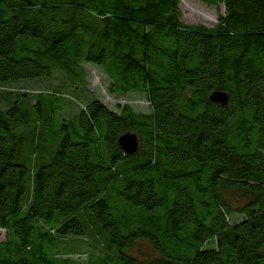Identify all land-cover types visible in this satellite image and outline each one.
I'll return each mask as SVG.
<instances>
[{"label":"trees","instance_id":"obj_1","mask_svg":"<svg viewBox=\"0 0 264 264\" xmlns=\"http://www.w3.org/2000/svg\"><path fill=\"white\" fill-rule=\"evenodd\" d=\"M201 1L0 0V264H264V0ZM84 62L148 110L4 89Z\"/></svg>","mask_w":264,"mask_h":264},{"label":"rangeland","instance_id":"obj_2","mask_svg":"<svg viewBox=\"0 0 264 264\" xmlns=\"http://www.w3.org/2000/svg\"><path fill=\"white\" fill-rule=\"evenodd\" d=\"M179 8L181 20L184 23L203 24L207 27L213 26L217 17L223 14L225 10L222 2L211 5L201 0H179ZM82 68L84 69L85 83L81 86H78L75 82H71L64 73L53 71L47 78L16 80L8 83L5 88L3 86V88L10 92L12 90H21L32 93L44 90L50 91L57 86H66L67 89L62 91V94L66 99L65 105L68 109L71 108L69 105H73V110H77L85 105L86 100L96 98L110 109H115L117 103H127L135 111L146 112L148 110L147 100L140 92L126 91L114 93L109 91L108 79L100 66L92 62H84ZM0 100L5 101L1 98ZM4 237L5 230L0 227V240L4 239ZM139 249L146 256L149 253V256L154 255V252L144 242H139L135 246V251Z\"/></svg>","mask_w":264,"mask_h":264},{"label":"water","instance_id":"obj_3","mask_svg":"<svg viewBox=\"0 0 264 264\" xmlns=\"http://www.w3.org/2000/svg\"><path fill=\"white\" fill-rule=\"evenodd\" d=\"M212 101L227 104L228 94L226 91L214 90L209 95ZM119 146L127 154H134L138 150V137L134 132L126 131L118 137Z\"/></svg>","mask_w":264,"mask_h":264}]
</instances>
